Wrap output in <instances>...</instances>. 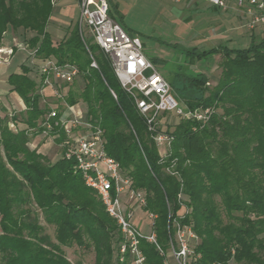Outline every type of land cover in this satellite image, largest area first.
I'll use <instances>...</instances> for the list:
<instances>
[{
    "label": "trees",
    "instance_id": "1",
    "mask_svg": "<svg viewBox=\"0 0 264 264\" xmlns=\"http://www.w3.org/2000/svg\"><path fill=\"white\" fill-rule=\"evenodd\" d=\"M112 8L117 3L111 0V16ZM54 10L52 0H0V43L8 28L31 31L27 43L34 56L77 66L82 81L62 92L61 108H52L41 92L43 77L38 71L40 81L30 76L29 64L23 62L21 71L7 78L25 109L0 113V264H74L63 249L74 244H92L95 264H132L129 257L120 262L116 220L85 184L75 160L66 157L70 138L55 125L65 107L79 101L87 105L84 121L102 129L108 154L135 188L146 191L145 210L156 215L153 230L164 249L178 221L199 236L198 264H264V35L251 33L244 47L185 50L198 59L222 55L218 82L210 88L201 71L178 73L169 81L186 106L214 112L204 125L182 118L170 124L166 132L173 140L162 158L99 46L90 44L99 66L94 68L76 23L59 41L52 38L48 25ZM54 109L57 116L48 118ZM43 133L61 147L56 160L30 147ZM41 220L54 226V239ZM140 247L145 264H164L153 243L142 240Z\"/></svg>",
    "mask_w": 264,
    "mask_h": 264
},
{
    "label": "built area",
    "instance_id": "2",
    "mask_svg": "<svg viewBox=\"0 0 264 264\" xmlns=\"http://www.w3.org/2000/svg\"><path fill=\"white\" fill-rule=\"evenodd\" d=\"M208 3L225 8L227 0H206ZM236 7L246 17L250 30L264 28V0H233ZM56 0H52L55 4ZM78 30L83 44L92 61L91 66L99 68L91 42L96 43L108 57L122 88L134 99L139 113L144 117L148 131L158 146L160 156L168 155L173 136L163 126V115L173 113L182 119L195 120L206 124L214 112L212 107L189 108L182 106L173 95L169 80L158 66L144 53L140 36L129 33L125 27L109 13L108 0H78ZM25 49L28 43L23 44ZM32 54L34 50L31 49ZM15 47L0 45V64L9 65ZM38 72L43 77L42 94L62 97L61 82H73L80 74L72 64L60 65L55 59H46ZM52 93L47 95L46 90ZM117 98L115 92L111 91ZM75 105L66 106L55 120L70 138L65 155L75 160L76 170L82 174L84 182L100 196L106 211L116 220L119 235L116 246L120 262L127 257L132 264H145L146 256L140 247L142 240L153 243L164 256V264H198L200 254L196 252L199 236L189 225L176 221L169 234L167 248L159 243L153 230L156 215L145 210L146 191L135 188L132 178L123 171L119 161L109 155L105 148L103 131L84 121V113ZM52 110L48 118L56 117ZM47 129L52 123H45ZM14 127V123H10ZM79 132L73 136L75 131ZM140 219L148 221L145 231L134 223L137 211Z\"/></svg>",
    "mask_w": 264,
    "mask_h": 264
},
{
    "label": "rangeland",
    "instance_id": "3",
    "mask_svg": "<svg viewBox=\"0 0 264 264\" xmlns=\"http://www.w3.org/2000/svg\"><path fill=\"white\" fill-rule=\"evenodd\" d=\"M161 0H115V3H120V6L124 9V20L122 21L119 18L121 13V9H115L114 14L118 17V20L121 21V24L124 27H128V29H133L131 34L138 33L137 35L141 37L144 45V53L147 56H156L159 49L164 48L166 51L167 59L165 61L159 62L157 64L160 71L163 75L169 80L175 79L176 74H194L196 72H205L209 76L208 87H212L214 84L218 82L221 67L220 62L222 61V55L216 54L209 56L208 58L198 59L196 56L192 58V56L186 55L185 49L187 41L185 40H177L174 35V30L172 23L165 19L163 14L159 10V3ZM233 2V1H232ZM62 3L68 4L71 6V14L66 17L67 21L72 22L71 25L77 24L78 17V8L77 3L78 0H62ZM241 14V12L239 11ZM63 17V16H62ZM227 18V26H228V46L230 47H244L247 46L250 42V34L253 30H250L246 25V17L241 14L236 18L234 23L229 21ZM55 23V22H54ZM49 24L48 30L52 35L54 40H60L66 34V25L60 24ZM231 23V24H230ZM54 24V25H53ZM125 28V29H126ZM135 31V32H134ZM255 32V31H253ZM258 36L264 35V29L261 28L256 32ZM33 33L31 31L27 32L26 35L22 34L21 36L17 34L23 43H27V39L31 38ZM241 36L240 39L238 36ZM230 36V37H229ZM243 36V37H242ZM12 33H5L4 38L10 41V44H14V38H12ZM26 39V40H25ZM25 40V41H24ZM175 41H178L177 44H173ZM204 42V41H203ZM18 47L15 45V48ZM24 45L21 44L16 53L12 56L11 62L9 65L0 64V104L3 103L8 106L11 111H7L9 115L12 112L19 113L23 110L24 102L20 99V95L15 91H10L7 87V83L5 79H7L8 74L11 72H19L21 71L22 62L26 61L32 69L29 74L34 79L39 80L38 75L36 73V69L39 70L38 66H42L44 64V60L42 58L33 56L31 57L30 52L31 49L23 48ZM209 46H205V49H208ZM30 48V47H29ZM203 48L201 47V50ZM165 53V52H164ZM32 54V53H31ZM5 69V72L3 71ZM5 78V79H4ZM81 79L77 77L73 82L65 83L61 82V91L66 94L69 88H77L81 83ZM178 84V83H176ZM2 88V89H1ZM49 89V88H48ZM15 92V93H14ZM173 95L179 100L181 94L177 93V90H172ZM19 96V97H18ZM183 98V97H182ZM50 107L56 108L64 105L63 99L60 97L48 96L46 97ZM181 105L184 106L185 102L179 100ZM76 110H80L83 113L87 111L86 103L79 101L75 106ZM179 117H177L173 113H169L163 117V126L170 127L172 124L178 121ZM171 124V125H170ZM75 135L79 132V130L75 131ZM31 148H39L44 154L49 156L52 160H56L60 157L61 147L55 143L53 137H49L45 133L40 134L39 136L33 138L30 143ZM39 150V149H38ZM140 210L137 211L136 217L134 219V223L137 224L141 229L148 231L149 225L148 221H142L140 218ZM1 221V216H0ZM42 224L45 226L46 232L54 239L55 230L54 226L46 224L43 220ZM116 239H114L115 241ZM113 241V242H114ZM116 242V241H115ZM90 243V242H88ZM66 257L74 264H95L96 262V251L92 244H88L86 246H79L74 244L72 246L63 247ZM116 249V243L114 244V250ZM115 255V254H114Z\"/></svg>",
    "mask_w": 264,
    "mask_h": 264
},
{
    "label": "crops",
    "instance_id": "4",
    "mask_svg": "<svg viewBox=\"0 0 264 264\" xmlns=\"http://www.w3.org/2000/svg\"><path fill=\"white\" fill-rule=\"evenodd\" d=\"M108 1L109 4L111 5V0ZM112 1L115 3V0ZM232 1L233 0H227V6L225 8H222L212 5L208 3L206 0H161L159 3V10L163 14L164 20L167 19L172 23L174 35L177 37L176 39L187 41L186 46L188 47H186V49L197 48L198 50L202 51V50H207L205 49V46H209L208 49H210L212 47H216L219 45H229V43L227 42L228 39L227 36L230 34H228L227 31L228 26L226 20L227 18L229 19V17H231L229 21H232V23H234L233 21H235L236 18H238V16L242 14L241 10H239L236 7L235 2ZM54 6H55L54 15L51 17V21L49 24L55 22L56 24L61 25V23H63L66 25L65 27L67 29L72 24V22H69L66 19V17H68L71 14V9H72L71 6L62 3V0H56ZM77 8H78V17L76 21H78L79 18L78 3H77ZM118 8L121 9L119 18L122 21L124 20V9L120 6L119 2L117 3V8L114 9L112 8V14H113L112 17H114L117 21L121 23V21L118 20V17L113 13L114 10ZM239 11L241 12V14L239 13ZM77 27H78V23H77ZM126 30L129 33L133 31V29L130 28L128 29V27L126 28ZM7 32L12 33L13 36L12 38H14L15 43L10 44V41H8V39L3 38L2 42L0 43L1 46L15 47V45H17L18 47H20L21 44L25 43V42L23 43V41H21L20 38L17 36V34L21 36V34L23 33L22 30H13L12 28H8V30L5 33ZM256 32L257 31L251 33L256 34ZM137 34L138 33L135 32V34L133 35H137ZM238 37L240 39H244L241 38L240 35ZM178 43H179L178 41H175L173 44L178 45ZM18 47L15 48V53L19 49ZM201 47L203 48L202 50ZM165 50L164 48L163 50L159 49L156 56H147V55L146 56L151 60L158 58L162 62L167 59L165 55L166 54ZM31 53L32 52H30V55L31 57H33L34 54ZM3 71L5 72V69ZM36 71H38V69H36ZM5 81L8 85L7 88L10 90L11 87L8 84L7 79H5ZM46 93L47 95H50L52 91L50 89H47ZM20 99L22 100L21 97ZM24 109L25 107L23 108V110ZM4 110L11 111V109L8 106L1 103L0 113L5 112ZM38 149L40 152H42L40 150V147Z\"/></svg>",
    "mask_w": 264,
    "mask_h": 264
}]
</instances>
